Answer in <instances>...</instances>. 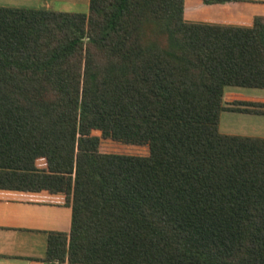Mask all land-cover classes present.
Returning a JSON list of instances; mask_svg holds the SVG:
<instances>
[{"label":"trees","instance_id":"16d2710c","mask_svg":"<svg viewBox=\"0 0 264 264\" xmlns=\"http://www.w3.org/2000/svg\"><path fill=\"white\" fill-rule=\"evenodd\" d=\"M225 86L264 89L263 16L188 22L183 0L0 6V187L70 207L44 259L264 264V138L217 130L220 111L264 103L223 105Z\"/></svg>","mask_w":264,"mask_h":264},{"label":"crops","instance_id":"0c3cea01","mask_svg":"<svg viewBox=\"0 0 264 264\" xmlns=\"http://www.w3.org/2000/svg\"><path fill=\"white\" fill-rule=\"evenodd\" d=\"M0 6L87 13L88 0H0ZM254 16L264 17V0H183L188 22L249 27ZM232 100L264 103V89L223 91L222 104ZM221 134L264 138V115L223 110ZM35 165L44 168V160ZM69 227L70 207L62 193L0 187V264H66L44 256L48 233L67 234Z\"/></svg>","mask_w":264,"mask_h":264},{"label":"rangeland","instance_id":"374dc122","mask_svg":"<svg viewBox=\"0 0 264 264\" xmlns=\"http://www.w3.org/2000/svg\"><path fill=\"white\" fill-rule=\"evenodd\" d=\"M243 89V90H248V89H256V88H243V87H233L232 86H225L223 88V91L226 92L227 89ZM258 89V88H257ZM218 131L220 133H223V111L219 112V116H218Z\"/></svg>","mask_w":264,"mask_h":264}]
</instances>
